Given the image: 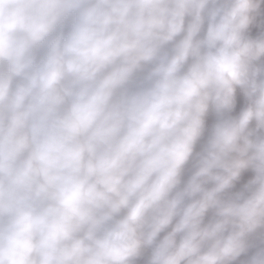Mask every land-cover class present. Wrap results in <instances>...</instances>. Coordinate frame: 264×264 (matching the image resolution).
Instances as JSON below:
<instances>
[{
    "label": "clouds",
    "instance_id": "1",
    "mask_svg": "<svg viewBox=\"0 0 264 264\" xmlns=\"http://www.w3.org/2000/svg\"><path fill=\"white\" fill-rule=\"evenodd\" d=\"M0 264H264V0H0Z\"/></svg>",
    "mask_w": 264,
    "mask_h": 264
}]
</instances>
